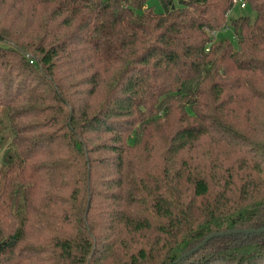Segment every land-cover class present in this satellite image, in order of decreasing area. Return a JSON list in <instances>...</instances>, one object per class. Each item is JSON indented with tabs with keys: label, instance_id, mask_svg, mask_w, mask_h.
Masks as SVG:
<instances>
[{
	"label": "trees",
	"instance_id": "obj_1",
	"mask_svg": "<svg viewBox=\"0 0 264 264\" xmlns=\"http://www.w3.org/2000/svg\"><path fill=\"white\" fill-rule=\"evenodd\" d=\"M149 1L0 0V264H264V0Z\"/></svg>",
	"mask_w": 264,
	"mask_h": 264
},
{
	"label": "rangeland",
	"instance_id": "obj_2",
	"mask_svg": "<svg viewBox=\"0 0 264 264\" xmlns=\"http://www.w3.org/2000/svg\"><path fill=\"white\" fill-rule=\"evenodd\" d=\"M239 1L242 2L243 0H238V2ZM241 2L237 3L233 7L230 14H228L229 17H228L227 27L218 33L217 32L211 33V36H213L217 41L228 40L233 44L235 48L237 47V42L235 40L232 22L241 17H248L251 20V22H254L255 16H256L255 12L250 7L242 8ZM148 6L152 7L157 13H161L163 11L161 5L159 4L157 0L149 1ZM21 80H23V78L17 79V82ZM0 190H1V187H0Z\"/></svg>",
	"mask_w": 264,
	"mask_h": 264
},
{
	"label": "water",
	"instance_id": "obj_3",
	"mask_svg": "<svg viewBox=\"0 0 264 264\" xmlns=\"http://www.w3.org/2000/svg\"><path fill=\"white\" fill-rule=\"evenodd\" d=\"M239 233H245L247 235H252V234H261L264 233V229L258 230V231H254V230H250V231H234V232H229L227 233V235H232V234H239ZM223 235V234H221ZM218 236V235H216ZM216 236H210L208 238H206L203 242H201V244H199L197 247H195L191 252L185 254L181 259L190 256L191 254L197 252L200 250V248L204 247L212 238L216 237ZM180 259V260H181ZM179 260V261H180Z\"/></svg>",
	"mask_w": 264,
	"mask_h": 264
},
{
	"label": "built area",
	"instance_id": "obj_4",
	"mask_svg": "<svg viewBox=\"0 0 264 264\" xmlns=\"http://www.w3.org/2000/svg\"><path fill=\"white\" fill-rule=\"evenodd\" d=\"M239 2H241V1H239ZM239 2H238V0H236V1H235V4H237V3H239ZM241 7H242V8H246V4H245L244 1L241 2Z\"/></svg>",
	"mask_w": 264,
	"mask_h": 264
}]
</instances>
